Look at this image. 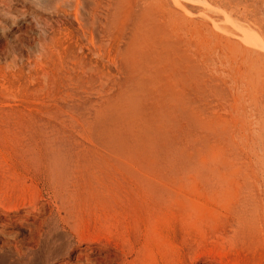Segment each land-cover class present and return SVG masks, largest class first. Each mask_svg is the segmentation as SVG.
I'll use <instances>...</instances> for the list:
<instances>
[{
    "label": "rangeland",
    "instance_id": "rangeland-1",
    "mask_svg": "<svg viewBox=\"0 0 264 264\" xmlns=\"http://www.w3.org/2000/svg\"><path fill=\"white\" fill-rule=\"evenodd\" d=\"M0 264H264V0H0Z\"/></svg>",
    "mask_w": 264,
    "mask_h": 264
},
{
    "label": "bare ground",
    "instance_id": "bare-ground-1",
    "mask_svg": "<svg viewBox=\"0 0 264 264\" xmlns=\"http://www.w3.org/2000/svg\"><path fill=\"white\" fill-rule=\"evenodd\" d=\"M58 1V0H57ZM60 1V0H59ZM63 3V2H62ZM79 9V8H78ZM46 11V10H45ZM71 35V34H70ZM61 36V35H60ZM245 36H248V35H245ZM254 36V35H253ZM249 38V37H248ZM71 40H72V38H71ZM66 41V40H65ZM70 42V41H69ZM254 42V41H253ZM59 52V51H58ZM39 53V52H38ZM46 56V55H45ZM46 58V57H45ZM39 60V59H38ZM15 61V60H14ZM35 61V60H34ZM10 64V63H9ZM38 64H40V61H39V63ZM42 64V63H41ZM37 65V64H36ZM14 66V65H13ZM35 66V65H34ZM39 67V66H38ZM79 67H80V65H79ZM6 69V68H5ZM15 69V68H14ZM13 69V70H14ZM39 69V68H38ZM40 69H42V68H40ZM11 70V69H10ZM4 71V70H3ZM52 71V70H51ZM4 72H6V71H4ZM16 73V72H15ZM46 73V72H45Z\"/></svg>",
    "mask_w": 264,
    "mask_h": 264
}]
</instances>
